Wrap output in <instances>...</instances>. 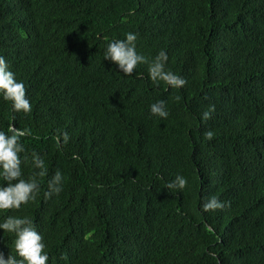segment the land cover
<instances>
[{"label": "trees", "instance_id": "trees-1", "mask_svg": "<svg viewBox=\"0 0 264 264\" xmlns=\"http://www.w3.org/2000/svg\"><path fill=\"white\" fill-rule=\"evenodd\" d=\"M128 32L187 83L156 87L146 64L125 75L105 60ZM0 56L32 104L14 112L0 94V130L33 133L24 177L33 151L65 177L50 199L40 178L37 198L0 222L31 218L48 264H264V0H0ZM159 100L167 119L151 114ZM178 174L187 187L168 190ZM212 196L228 203L203 212ZM13 240L0 229L5 258Z\"/></svg>", "mask_w": 264, "mask_h": 264}, {"label": "clouds", "instance_id": "clouds-1", "mask_svg": "<svg viewBox=\"0 0 264 264\" xmlns=\"http://www.w3.org/2000/svg\"><path fill=\"white\" fill-rule=\"evenodd\" d=\"M137 38L136 33L128 32L124 39L110 41L104 52V59L116 64L125 75H133L139 65L146 64L148 78L154 86L159 87L163 83L171 88H182L187 81L166 68L167 53L161 50L150 59L137 51ZM0 94L4 101L11 102L14 112L25 114L32 112V104L24 82L17 80L16 74L10 69L3 56H0ZM174 99L179 101L180 97L176 96ZM150 111L152 115L162 119H167L169 115L164 100L153 103ZM214 111L215 105H210L208 110L203 112L201 119L209 120ZM32 135L30 128H18L13 123L8 125L7 131L0 130V176L5 181L3 185H0V211L19 210L22 205L34 201L40 193V178L48 177L47 190L44 192L45 199L58 196L63 190L65 177L62 172L56 170L49 177V169L43 156L35 151L31 153L33 171L27 178L24 177L22 164L28 162L29 156L22 138ZM214 135L213 131L208 130L204 133V138L211 141ZM34 138L38 139V137ZM69 139L68 132H58L55 137L58 150L62 151ZM21 154H24L23 159ZM73 159H79V157L73 154ZM187 184V179L178 174L165 187L168 190H183ZM227 203L212 196L201 205V208L203 212L223 210ZM0 229L14 235L13 244L16 253V255L9 254L5 258L4 253L0 252V264H48L49 255L45 251L44 236L36 229L31 218L8 215L3 222H0ZM61 259L67 261V254H63Z\"/></svg>", "mask_w": 264, "mask_h": 264}]
</instances>
